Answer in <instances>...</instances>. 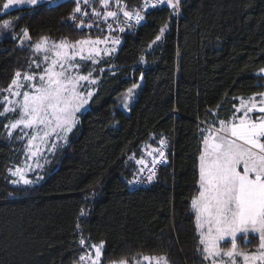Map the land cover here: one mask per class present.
I'll use <instances>...</instances> for the list:
<instances>
[{
  "label": "trees",
  "instance_id": "trees-1",
  "mask_svg": "<svg viewBox=\"0 0 264 264\" xmlns=\"http://www.w3.org/2000/svg\"><path fill=\"white\" fill-rule=\"evenodd\" d=\"M120 3L145 18L128 26L119 17L124 32L113 31L123 37L118 53L81 69L97 80L88 109L31 185L12 183L9 169L23 164L25 143L4 128L15 115L0 117V264H80L85 250L101 242V264H147L143 256L204 264L191 209L207 135L202 130L232 121L241 101L264 93V0H181L178 11L165 5L142 11L143 0ZM77 6L64 0L0 15V25L12 24L0 39V89L41 58L30 47L41 37L75 42L108 36L106 23L91 13L78 15ZM21 29L31 36L24 43ZM140 82L128 104L129 90ZM161 140L166 163L137 187L145 169L142 174L136 161H152ZM249 239L247 248L238 239L241 251H256L258 239Z\"/></svg>",
  "mask_w": 264,
  "mask_h": 264
},
{
  "label": "snow or ice",
  "instance_id": "snow-or-ice-1",
  "mask_svg": "<svg viewBox=\"0 0 264 264\" xmlns=\"http://www.w3.org/2000/svg\"><path fill=\"white\" fill-rule=\"evenodd\" d=\"M76 2L79 4V0ZM109 3L110 0H100L104 9L109 7ZM37 4L38 0H6L2 6L5 11L0 15H8L14 7ZM119 4L120 0H117ZM180 4L181 0H145L142 8L165 5L178 11ZM120 11L128 21L135 19L136 24L145 18L140 11H128L126 7L120 8ZM74 12L80 13L81 8L77 6ZM93 15L100 16L101 13L94 11ZM104 17L106 22L107 18L116 19L118 13L106 11ZM77 26L83 27V22ZM4 27H9V24L5 23ZM108 29L113 30L110 24ZM120 31L123 32L124 28L121 27ZM163 31L161 29V34ZM21 32L23 38L31 39L27 30L21 29ZM156 39L159 40L160 36ZM107 42L105 37L104 40L49 43L47 37H41L38 43L30 45L33 53L41 58L32 60L29 70L23 74L15 72L8 88L0 89V93H6L0 95V117H7L8 113L15 115L4 125L7 135L12 137L19 130L15 138L26 140L25 155L36 167H41L39 159L45 151L53 152L61 140L67 143L68 135L79 123L77 113L85 109L94 95L88 86L97 83L91 70L83 74L81 69L87 66L88 61L98 64L102 52L110 54L115 50L97 47ZM112 43L119 41L112 40ZM33 66L40 71H31ZM261 71L264 72V69ZM259 95V101L255 97L247 103L241 101V108L237 111H242V115H234L230 122L219 121L217 128L209 126L202 130L207 135L201 137L203 148L199 155L198 194L191 200V209L195 214L197 251L204 264H264V93ZM250 113L260 115L253 118ZM159 143L160 147L153 150L158 153V157L151 162L153 167L166 162L165 141ZM27 160L23 167L9 169L12 176L18 177L12 183H32L25 178L26 171L34 170ZM136 163L142 165L140 172L149 167L143 159ZM154 175L155 172L150 170L149 182ZM250 236L258 239L256 251H241L238 239L247 248L252 242ZM80 244L83 246L85 241L81 239ZM90 247L94 255L92 251L85 250L80 260L86 264H101L103 242ZM142 261L169 264L166 256H143ZM118 264L128 262L122 259ZM136 264H141V261H136Z\"/></svg>",
  "mask_w": 264,
  "mask_h": 264
},
{
  "label": "rangeland",
  "instance_id": "rangeland-1",
  "mask_svg": "<svg viewBox=\"0 0 264 264\" xmlns=\"http://www.w3.org/2000/svg\"><path fill=\"white\" fill-rule=\"evenodd\" d=\"M61 1H64V0H43V2H40V0H38V4H42V3H48L49 6H54L55 4L61 2ZM37 5H28V6H21V7H14L12 8L10 11L14 10V9H17V8H26V7H34V6H37ZM79 7L81 8V12L80 13H77L78 15H81V16H86L88 15V13H91L93 17L97 18L99 20V22H104L106 23L107 25H111L112 26V29L107 38H108V42L106 44L102 43L100 45H98L97 47L99 49H115L114 51H112L110 54H104L103 52L101 53V57L99 58L100 60L103 59L104 57H108V56H111V55H116L123 43V37L121 35H113V31H115L116 29H118L120 31V28L122 27L120 25V21H119V17H123V21L126 19L123 15V12L120 11V8H125V6L120 3L119 5H117V0H110V3H109V7L107 9H104L101 4H100V0H88V2H85V0H79ZM5 11V10H4ZM3 11V12H4ZM100 12L101 15L100 16H95L93 15V12ZM106 11H116L118 13V17L116 19H113V18H107V21L105 22V17H104V13ZM86 13V14H84ZM127 25L129 26L131 24V21H127ZM9 24V27L5 28L4 25L5 23H3L2 25H0V39L1 38H4L5 34L7 33H10L11 30H12V24L10 22H7ZM135 23V22H133ZM124 28V26H123ZM124 32V31H123ZM119 33H122L121 31ZM12 36H13V39H16V35L15 33L13 32L12 33ZM15 37V38H14ZM89 39V38H88ZM105 39V38H104ZM104 39H100V40H104ZM91 40H95V39H91ZM112 40H118L119 43L117 44H113L112 43ZM28 41V39H25L23 38V35L20 37V43H24ZM49 43H52V42H56V41H52V40H48ZM56 43H59V42H56ZM74 43V42H73ZM262 70V69H261ZM260 70V74H262L264 76V72H262ZM96 79V78H95ZM142 82H140L138 85L134 86L132 89H131V94H129L128 92V99H127V102L128 104H132V102L137 98L140 90H141V87H142ZM96 84H93V85H90L88 87H90V89L94 92V87H95ZM261 99V96L260 98H258V101ZM249 100H245L244 102L247 103ZM88 105L85 106V109L87 110L88 109ZM241 107H239L238 109H240ZM85 109H81V112L80 113H77V117L79 116V114L85 112L86 110ZM122 110L125 112V113H128V109L127 107H122ZM238 112V111H237ZM242 111L238 112V114L236 116H239V115H242ZM238 122V121H237ZM219 127V126H218ZM19 130H17L18 132ZM17 132H14L13 135ZM24 143H26V140H22ZM65 143L64 141H59L57 142V147L56 149L58 148V146H60L61 144ZM55 149V150H56ZM54 150V151H55ZM53 151V152H54ZM53 152H48V151H45L43 156L40 157L39 159V164L41 165V167H36L35 163L32 161V160H27V157L26 155L24 156V161H23V164L19 167H23L24 165V162L27 160V163L31 164L32 165V168L34 170H31V171H26L25 172V178L26 179H29L33 184L35 182V179H34V176L38 175L41 171H43L44 169V166H45V162H46V159L53 153ZM146 163H148V165L151 164V161L149 162V160H145ZM142 167V165H141ZM140 167V168H141ZM146 169V168H145ZM143 174V172H142ZM15 180H18V177L16 176H13ZM16 184H22V185H25L23 184V182L21 181L20 183H16ZM29 184V185H31ZM96 245H99V244H96ZM93 255H94V250H91ZM102 253H103V249H102ZM101 261H102V257H101ZM80 264H86L85 261H81ZM90 264V262H89ZM115 264H118V263H115Z\"/></svg>",
  "mask_w": 264,
  "mask_h": 264
},
{
  "label": "built area",
  "instance_id": "built-area-1",
  "mask_svg": "<svg viewBox=\"0 0 264 264\" xmlns=\"http://www.w3.org/2000/svg\"><path fill=\"white\" fill-rule=\"evenodd\" d=\"M144 2H145V0H143V3H142V5L144 4ZM150 2H154V0H150ZM160 6H163V5H158L157 7H160ZM141 9H142V11H145V10H149V9H152V7L151 6H149L147 9H143L142 7H141ZM131 22H135V19H133V20H131ZM168 154V148H167V146H165L164 147V157H165V160L167 161V155ZM158 157V153L152 158V160L154 159V158H157ZM152 162V161H151ZM166 162H164V163H157V164H155V166L153 167L152 166V163L149 165V167L148 168H146L145 169V171H144V175H143V180L142 181H140V180H137L136 181V183H135V185L138 187V186H140V185H144V184H146V183H148L149 181H148V176L150 175V170L151 171H154L155 172V174H156V172H157V169L160 167V166H162V165H164ZM155 176V175H154ZM153 176V177H154Z\"/></svg>",
  "mask_w": 264,
  "mask_h": 264
},
{
  "label": "crops",
  "instance_id": "crops-1",
  "mask_svg": "<svg viewBox=\"0 0 264 264\" xmlns=\"http://www.w3.org/2000/svg\"><path fill=\"white\" fill-rule=\"evenodd\" d=\"M48 4V3H47ZM258 101V98H255ZM256 113H250V115L254 118Z\"/></svg>",
  "mask_w": 264,
  "mask_h": 264
}]
</instances>
